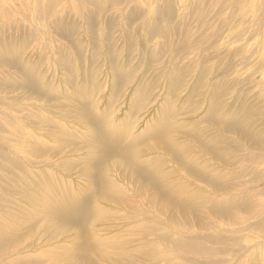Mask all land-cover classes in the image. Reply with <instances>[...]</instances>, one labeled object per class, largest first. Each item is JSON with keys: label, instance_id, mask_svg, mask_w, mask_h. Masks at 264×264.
<instances>
[{"label": "rangeland", "instance_id": "374dc122", "mask_svg": "<svg viewBox=\"0 0 264 264\" xmlns=\"http://www.w3.org/2000/svg\"><path fill=\"white\" fill-rule=\"evenodd\" d=\"M13 49L20 66L0 61V264H81L73 257L86 227L113 254L94 264H264V0H0V60ZM31 62L54 93L26 88ZM89 81L94 100L77 99ZM88 101L107 127L134 121L142 160L174 196L141 189L138 165L131 172L112 156L104 174L122 202L97 198L98 220L59 233L67 185L101 188L84 163L95 126L78 104ZM166 116L176 131L157 138ZM33 137L45 157L30 153V141L42 149ZM50 174L61 191H20ZM199 196L209 210L183 207Z\"/></svg>", "mask_w": 264, "mask_h": 264}, {"label": "bare ground", "instance_id": "6f19581e", "mask_svg": "<svg viewBox=\"0 0 264 264\" xmlns=\"http://www.w3.org/2000/svg\"><path fill=\"white\" fill-rule=\"evenodd\" d=\"M12 1H14V0H12ZM33 1H37V0H33ZM52 1H58V0H52ZM68 1H70L72 3H75L76 1H81V2L88 1L91 4L97 3V0H76V1L75 0H68ZM1 2L5 3V0L4 1L1 0ZM32 15H34V13ZM43 16L44 15H41L40 17H43ZM161 29L162 28H159V31ZM163 30H165V28H163ZM236 53H238V52H236ZM21 56H22V52H21L20 49H13V50L9 51L7 56L3 57L0 61L3 64H5V65L19 64V66H20V58H21ZM91 57H93V56H91ZM65 63H66V60H65ZM23 64L26 65V66H30L29 64H31L33 67L30 66V70L33 71V76H35L34 79H30V85H28L26 83V85H25L26 88L28 86V87L32 88L33 90L38 91L39 89H42V87H44L45 90H47L48 92L54 93V88L50 87L49 82L44 80V76L42 75V73H39L37 71V69L39 67L37 62H36V64H33L32 62L31 63H23ZM62 64H64V63H62ZM113 73H114V71H113ZM87 81H86V83H87ZM172 82H173V84H176L177 78L175 76L173 77ZM92 86H93V84H91V82H90L89 85L86 84V85L80 87L79 89H76L75 90L76 91V93H75L76 98L79 99V98H86V97L89 98L90 97V99H88V100L89 101H93L94 100V95H92V94H96V93H92L91 92L92 91L91 90ZM172 92H174V91H172ZM134 94H136V93H134ZM45 96H46V94H45ZM137 99H138V97H137ZM89 101H88V103H84L83 105H81V103L78 104L79 105V116H81L83 114V112L84 113H88L87 117L92 118L93 121H94V122H88V123H90V124L95 126V128H91L93 130L89 132V135H88L89 138H87L88 139L87 142H89L88 144L90 145V150H89L90 151V155H89V157L87 156L88 158L85 160L84 163H86L88 165V167L91 168L90 171H93V172L97 173V179L101 183V185H100L101 188L98 191L89 190V191L81 192V191L74 190L71 187V185H67L65 190L69 194V200H68L67 205H66V209H67L68 212L65 213V215L64 214L61 215L57 219V223L59 224V233L63 229H64L63 232L65 233V228L69 227L73 223L91 224L92 225V222H95L94 220H98L99 217L102 215V212L95 205V201H96L97 198L101 199V198L105 197V199L108 200L109 202L110 201H117V203L118 202H122V199H120L118 196H120V193L122 194L121 190L123 191V189L119 185L114 184L113 181L109 182L108 179L106 178L105 174H104V167L110 166L109 160L111 159L112 156H116L123 164H125V166L131 172H133V169L135 168V165H138V167L140 169V172H141V176H142V179L139 180L141 185H142L141 189L152 190L155 195L164 197L165 200H167V201H170L171 198L174 196V195L169 193V188L170 187H168L165 184L166 177H162L161 176V171L160 170L157 171L156 168H158V166L155 165L154 163H152V160H148V161H143L142 160L141 152H140L141 151L140 140H138L133 134V130L135 131V129L137 128V127H135L136 125L134 124V121L131 122V120H130V123H129V120H127L128 123L124 122L125 124L121 125L118 128H112L110 126L107 127L106 125L108 123H110V125H111V122L108 120L109 116H106L103 113L102 114H100V113L98 114V112H96V104L97 103H93V102H89ZM143 101H145L144 98H143ZM136 105L138 106V109H139V107H140L139 102H137ZM114 106L112 105V108H114ZM128 107H130V106H128ZM114 110H115V108H114ZM145 111H147V110H145ZM223 113H225V112H223ZM132 114H134V113H132ZM226 115H228V114H226ZM128 118H129V116H128ZM128 118H126V119H128ZM135 118H137V116ZM246 118H248V117H246ZM135 120L139 121V119H135ZM85 122H87V121H85ZM166 123H167V125L165 127H160L159 125H153V127H152L153 128V132H154V135L157 138H166L167 136H170V135L174 134V132L176 131V129H175L176 127L175 126L172 127V122H171V119H170L169 116H166ZM133 125H135L134 126L135 129L133 128ZM148 131L151 132V129H149ZM113 133H116V135L113 136ZM40 136H42V135H40ZM24 137L27 138V139H30V140L32 139V137L30 135H25ZM113 138L114 139H118V140L116 142H112L111 140ZM129 139H132V141H130V143L128 144L129 146L122 147L123 146V145H121V144H123L122 142H124L126 140H129ZM33 141H34V143H36L40 147H42V149L37 148L30 141V143H29V150H31L30 153L31 154L32 153H38L39 150H42L41 151L42 156L44 155V157H45L46 154L43 152L44 147H46L45 144L42 145V141L39 142V137H38V139L33 137ZM66 141L71 142V140H66ZM66 141H62V144H61L62 148H63L64 144H66ZM88 144H86V145H88ZM103 147L105 149L102 152H98ZM47 156H49V154ZM50 156H51V153H50ZM65 164H68V166H69L72 163L71 162H65ZM151 165H154V166H151ZM196 173H197V171H196ZM209 183L212 186L213 185L216 186V187L219 186L217 184L218 182L211 183L209 181ZM19 184H22V187H21L20 191L22 192V190H23L24 193H25L24 196H27L29 198L38 196V193L40 191H44L45 194L51 195V194L57 193V192H59V191H61L63 189V185L59 181L56 180V177L53 174L45 176L44 179H39L38 182H36V184H33V185H31V184H29L27 182H23V181H20ZM20 186L21 185H19L18 188H20ZM171 186H175V185H171ZM25 187L26 188H30V189L26 191ZM79 190H81V189H79ZM95 193L96 194L100 193V196H95ZM179 194H181V193H179ZM176 196H178V195H176ZM121 198H123V197H121ZM208 198H209L208 196L206 198H202V201H200L201 200V196H199V197H197L195 199H190V201H188L187 204H184L183 207L186 208V209H189V210H191V209H193L195 207L198 208L199 210H202L204 208L208 209V207H207ZM88 205H92V207L89 210H87ZM223 211L224 210H219V212H223ZM80 214H83L84 217L81 218V219H77V217ZM14 230H15V225H13V224L7 226V228L4 229V231L6 233H12ZM194 244H196V243L192 242L191 246L194 245ZM76 247L78 248V252L76 254H74V257H73L74 261H79L81 264H94V260H103L104 259L105 254L109 250L110 244H109V242L107 240L98 239L94 235L93 231L90 230L89 227H86V228L82 229L79 232V242L76 243ZM111 255L113 256L112 252L109 251L106 256H109V258H110ZM121 257H123V256L121 255ZM54 262L55 263H59L57 261H54Z\"/></svg>", "mask_w": 264, "mask_h": 264}]
</instances>
